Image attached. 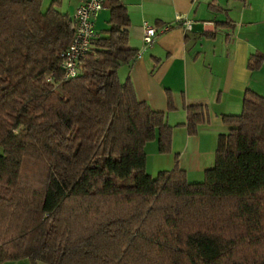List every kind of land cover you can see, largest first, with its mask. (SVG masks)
<instances>
[{
    "label": "trees",
    "instance_id": "trees-1",
    "mask_svg": "<svg viewBox=\"0 0 264 264\" xmlns=\"http://www.w3.org/2000/svg\"><path fill=\"white\" fill-rule=\"evenodd\" d=\"M43 3L0 0V264H264V96L223 115L203 182L178 163L150 175L145 145L158 133L170 153L173 126L119 77L138 53L128 7L107 0L109 28L62 81L76 23ZM207 114L187 105L190 135Z\"/></svg>",
    "mask_w": 264,
    "mask_h": 264
},
{
    "label": "crops",
    "instance_id": "crops-1",
    "mask_svg": "<svg viewBox=\"0 0 264 264\" xmlns=\"http://www.w3.org/2000/svg\"><path fill=\"white\" fill-rule=\"evenodd\" d=\"M123 3L131 18L130 36L123 45L138 53L119 67V77L123 82L131 79L139 99L166 112L173 126L170 153L160 152L158 133L146 143V171L154 176L172 170L178 163L189 182L201 183L206 170L215 164L220 134L229 131L223 115L242 112L247 90L264 96V63L260 69L249 65L253 54H264V0L239 1V22L232 19L220 0ZM214 11L225 13L219 16ZM177 15L193 20L192 29L173 27L160 33L149 46L145 44V21L161 27L174 22ZM250 15L254 19H247ZM199 102L207 105V120L199 125L196 135H190L185 125L187 105ZM3 264L32 262L25 258Z\"/></svg>",
    "mask_w": 264,
    "mask_h": 264
},
{
    "label": "built area",
    "instance_id": "built-area-1",
    "mask_svg": "<svg viewBox=\"0 0 264 264\" xmlns=\"http://www.w3.org/2000/svg\"><path fill=\"white\" fill-rule=\"evenodd\" d=\"M107 0H84L74 15L76 23L75 33L68 49L62 54V81H69L76 78L81 73V63L93 47L94 41L98 38L96 29V20L100 13L106 8ZM193 20L177 15L175 21L157 27L145 21L143 23V40L147 46L152 44L156 37L173 27L182 26L186 30H191ZM47 81L54 85L56 79L54 76H48Z\"/></svg>",
    "mask_w": 264,
    "mask_h": 264
},
{
    "label": "rangeland",
    "instance_id": "rangeland-1",
    "mask_svg": "<svg viewBox=\"0 0 264 264\" xmlns=\"http://www.w3.org/2000/svg\"><path fill=\"white\" fill-rule=\"evenodd\" d=\"M54 0H44L43 3V9L46 10L51 3ZM61 3L58 5V8L66 13H69L72 17L75 15L77 8L79 7V5L82 3V0H59ZM123 2H127V3H133L136 2L137 0H122ZM241 1V0H239ZM238 0H220V3L222 4V7H224L227 12H229L230 16L232 17L233 20H235L236 22H239V9H240V4H239ZM215 13L219 14V16H221L220 13L224 14L225 12H219V11H214ZM217 14H214L213 17H217ZM252 17V15H250ZM248 18L247 19H254V17L252 18ZM109 18H110V10L108 7H106V9H104L98 20H97V24H96V29L100 32V33H104L106 29L109 28ZM259 30V28H258ZM252 35H255V31H252ZM243 36V33L242 35Z\"/></svg>",
    "mask_w": 264,
    "mask_h": 264
}]
</instances>
